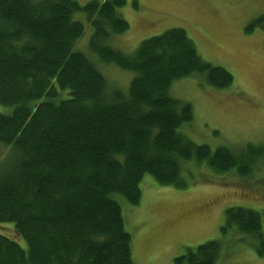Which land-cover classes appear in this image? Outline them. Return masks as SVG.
<instances>
[{"label":"trees","instance_id":"1","mask_svg":"<svg viewBox=\"0 0 264 264\" xmlns=\"http://www.w3.org/2000/svg\"><path fill=\"white\" fill-rule=\"evenodd\" d=\"M126 0H0V223H13L27 243L0 233V264H134L132 238L117 196L141 199L151 174L185 186V163L249 176L264 165V146L212 150L180 131L194 118L190 102L171 92L175 81L204 75L221 90L234 82L206 61L184 28L141 42L133 53L109 45L130 28ZM138 8V3H134ZM93 27L90 50L104 63L134 73L128 91L76 45ZM264 25V15L249 26ZM226 225L250 235L264 256L263 217L230 207ZM219 243L189 248L175 264H219Z\"/></svg>","mask_w":264,"mask_h":264},{"label":"rangeland","instance_id":"2","mask_svg":"<svg viewBox=\"0 0 264 264\" xmlns=\"http://www.w3.org/2000/svg\"><path fill=\"white\" fill-rule=\"evenodd\" d=\"M77 1L85 6L105 0ZM119 11L130 28L109 41L112 47L133 53L143 40L180 27L206 61L233 74L234 82L221 90L209 85L204 75L173 83V96L190 102L194 110L193 120L180 128L183 134L212 150L239 149L247 143L264 146V25L248 29L264 15V0H126ZM75 19L85 25L76 50L94 61L110 88L128 91L134 73L104 63L91 52L93 27L86 12L76 13ZM6 110L0 105V111ZM182 179L185 186L163 185L147 173L138 204L117 196L132 238L134 264H175L189 248L209 241L219 243V264H264L252 237L226 225L227 209L243 207L260 212L264 227V165L240 176L190 161ZM0 233L27 248L13 223H0Z\"/></svg>","mask_w":264,"mask_h":264}]
</instances>
